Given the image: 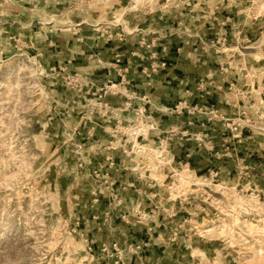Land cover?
Segmentation results:
<instances>
[{"label":"rangeland","instance_id":"374dc122","mask_svg":"<svg viewBox=\"0 0 264 264\" xmlns=\"http://www.w3.org/2000/svg\"><path fill=\"white\" fill-rule=\"evenodd\" d=\"M145 247L264 264V0H0V264Z\"/></svg>","mask_w":264,"mask_h":264},{"label":"crops","instance_id":"0c3cea01","mask_svg":"<svg viewBox=\"0 0 264 264\" xmlns=\"http://www.w3.org/2000/svg\"><path fill=\"white\" fill-rule=\"evenodd\" d=\"M179 51V50H178ZM140 53V51L139 50H129V52H127V56H125V53L124 52H122L121 54L122 55H124L123 57H121V54L119 53L118 54V56H120V58H119V61H121V62H119L120 64L118 65V64H115L114 65V69L116 70L115 72L116 73H118V72H124V76H128L129 78L131 77H133V78H136V75H133V73L134 72H136V71H140V69H139V67H141L140 66V59L139 58H136L135 56H137L138 54ZM147 66H144L143 67V69L144 68H146ZM150 67V66H149ZM169 67H170V65H169V63H168V67H167V69L163 72V75L169 70ZM141 70H142V68H141ZM170 72H171V70H170ZM175 73H177L176 71H175ZM176 75L174 74V73H172V75H171V78H173V77H175ZM142 76H140V78H141ZM126 78V77H125ZM132 78V79H133ZM144 78H145V80H143L141 83L142 84H144V83H146V85L148 84V83H150V84H152V79H153V77L150 79V81H149V79H147L145 76H144ZM156 78L157 77H154V80H156ZM154 80H153V82H154ZM145 81V82H144ZM191 81H193V80H188V79H185L183 76L180 78V76H177L176 77V79H175V82L177 83V88L178 87H186V86H188V84L189 83H191ZM158 87V86H157ZM146 89V88H145ZM145 95H146V98H148L149 96L148 95H150V97H151V99L153 100V101H155L156 103L158 102V98H157V96H152V94L150 93H148V91H147V93H145ZM148 96V97H147ZM204 97V96H203ZM203 97H199V104H200V106L201 105H203V103L204 102H206L207 100V96H205V99L203 100L202 98ZM222 98H223V96H220L219 97V99L220 100H222ZM158 99V100H157ZM208 102V101H207ZM196 108H197V106H196ZM201 108V107H200ZM199 108V106H198V109H200ZM201 111L202 112H200L201 114L200 115H204V114H206V113H204L203 111V109L201 108ZM221 126H218V127H216V131H217V129H219ZM193 128V127H192ZM198 147V148H197ZM199 147L200 146H196V151L199 149ZM193 152V151H192ZM161 155V154H160ZM189 156H190V154H189ZM188 156V157H189ZM248 158V157H247ZM201 154L199 155V154H197V155H193V157H192V159H185L184 161L183 160H180L179 158H178V160L177 161H182V162H185V163H187V162H191V163H195V164H197V163H200L201 162ZM188 171V170H187ZM147 207H150V205L149 206H147ZM155 207L157 208L158 207V205L157 204H155ZM148 211L150 212V210L148 209ZM155 212V211H154ZM178 243V242H177ZM145 245H147V244H145ZM173 245V244H172ZM153 249V248H152ZM176 249V248H175ZM145 252H144V260H146V263H144V264H151V262L154 260L155 262L153 263V264H157V262H162L163 260H158V255H156L154 252H153V254L151 253V249H149L148 251L146 250V247H145ZM174 253H176V250H174V252L172 253V261L177 257V255H175ZM164 262H165V264H173L172 262H168V259H165L162 263L164 264Z\"/></svg>","mask_w":264,"mask_h":264},{"label":"built area","instance_id":"2783aa9c","mask_svg":"<svg viewBox=\"0 0 264 264\" xmlns=\"http://www.w3.org/2000/svg\"><path fill=\"white\" fill-rule=\"evenodd\" d=\"M164 68L165 67V63L164 62H162V63H160L158 66H157V68ZM157 68H154V71H156L155 69H157ZM234 130H237V128H234Z\"/></svg>","mask_w":264,"mask_h":264},{"label":"bare ground","instance_id":"6f19581e","mask_svg":"<svg viewBox=\"0 0 264 264\" xmlns=\"http://www.w3.org/2000/svg\"><path fill=\"white\" fill-rule=\"evenodd\" d=\"M188 179H186V181H187ZM206 232H209V230H207Z\"/></svg>","mask_w":264,"mask_h":264}]
</instances>
